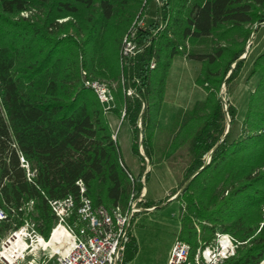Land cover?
Masks as SVG:
<instances>
[{
	"label": "trees",
	"instance_id": "1",
	"mask_svg": "<svg viewBox=\"0 0 264 264\" xmlns=\"http://www.w3.org/2000/svg\"><path fill=\"white\" fill-rule=\"evenodd\" d=\"M150 1L155 16L140 25ZM262 23L264 0H0V207L7 213L0 236L23 224V207L32 201L30 216L47 239L55 223L47 200L72 195L78 204L77 182L93 207L126 210L141 194L142 173L132 175L122 160L107 113L127 122L130 152L141 165L162 160L155 141L173 60L186 43L206 42L209 50L188 52L200 62L195 84L204 99L163 150L186 166L175 197L183 207L177 238L193 253L217 230L228 233L240 242L230 264H260L264 52L251 62L248 78L255 82L241 119L219 91H232L245 63L240 57ZM126 36L136 49L127 64ZM86 79L108 84L113 109L105 111ZM136 249L129 232L120 264Z\"/></svg>",
	"mask_w": 264,
	"mask_h": 264
},
{
	"label": "rangeland",
	"instance_id": "2",
	"mask_svg": "<svg viewBox=\"0 0 264 264\" xmlns=\"http://www.w3.org/2000/svg\"><path fill=\"white\" fill-rule=\"evenodd\" d=\"M147 19L153 18L155 4L150 1L146 5ZM210 43L201 42L194 45L186 43L183 55L174 58L164 97V105L159 121V129L155 144L162 150V160L149 163L147 159L141 165L137 158L128 154V141L123 136L122 126L115 127L113 135L118 141L119 152L132 175L142 173V190L140 196L134 200L138 209L130 221V233L134 235L137 244L135 255L125 264H166L171 246L177 238L180 228L179 218L183 207L175 198L171 200L183 183L185 162L172 157H164L163 150L173 137L175 127L191 114L196 102L204 99V92L195 84L200 73V62L188 57V52H204L209 50ZM264 52V23L252 35L246 45L244 53L245 63L237 79L232 85V91L227 94L224 87L219 91L224 102H231L238 110L241 119L246 106V98L252 90L255 78H248L253 58ZM115 87V83L111 84ZM113 109V108H112ZM122 117L118 120L121 121ZM121 122H119L120 124ZM128 137V136H127ZM131 140V132H129ZM140 154L142 150L139 146ZM131 153V152H130ZM208 157L206 158L207 161ZM145 173L147 176L144 177ZM174 192H176L174 194ZM161 202L151 210L144 208L138 202ZM167 201H169L167 203ZM141 202V203H142ZM29 215V214H28ZM33 220V217H28ZM49 237V236H48ZM264 259L262 260V262ZM261 262V263H262ZM56 264L50 248L38 250L29 254L20 264ZM260 263V264H261Z\"/></svg>",
	"mask_w": 264,
	"mask_h": 264
},
{
	"label": "built area",
	"instance_id": "3",
	"mask_svg": "<svg viewBox=\"0 0 264 264\" xmlns=\"http://www.w3.org/2000/svg\"><path fill=\"white\" fill-rule=\"evenodd\" d=\"M145 20L147 18L143 16L139 24L142 25ZM135 53L134 45L126 36L121 50L124 63L127 64ZM83 85L94 92L106 112L113 108V95L106 82L86 79ZM127 94L132 95L133 91L128 88ZM112 138L115 140L113 134ZM19 163L25 170L27 180H30L32 172L22 155H19ZM77 185L80 194L78 204L75 203L72 195L47 200L55 217L54 226L47 239L37 232L34 221L28 218L33 210V202L29 201L25 204L23 209L26 218L23 224L0 236V264H20L29 254L46 248L51 249L56 264L121 263L130 232V221L138 210L137 200L132 198L126 210H122L119 206L109 209L103 206L93 207L91 201L84 195L85 188L82 183L77 182ZM6 218V211L0 207V223ZM58 229H62L65 235L57 240L53 249L47 246V243ZM258 232H264V202L256 229V233ZM239 244L240 242L232 235L217 230L208 243H200L191 253L190 246L186 242L175 238L166 264H230L229 261L235 256Z\"/></svg>",
	"mask_w": 264,
	"mask_h": 264
},
{
	"label": "crops",
	"instance_id": "4",
	"mask_svg": "<svg viewBox=\"0 0 264 264\" xmlns=\"http://www.w3.org/2000/svg\"><path fill=\"white\" fill-rule=\"evenodd\" d=\"M120 117L116 116L113 112H109L107 113V119L110 125V128L112 130V133L114 132L115 127H117L118 125L122 126V132H123V136L125 137V139L128 141V154L131 155L130 153V138H129V132H130V128L127 124L126 121H124L123 119H121V121H119ZM119 122H121L119 124ZM128 136V137H127ZM118 143V141H117ZM125 163V162H124ZM126 164V163H125ZM127 166V165H126ZM128 168V167H127ZM129 169V168H128Z\"/></svg>",
	"mask_w": 264,
	"mask_h": 264
},
{
	"label": "bare ground",
	"instance_id": "5",
	"mask_svg": "<svg viewBox=\"0 0 264 264\" xmlns=\"http://www.w3.org/2000/svg\"><path fill=\"white\" fill-rule=\"evenodd\" d=\"M65 234H64V231L62 229H58L56 230L53 234H52V237L49 239L48 243H47V246H51L53 249L55 248V244L57 242V240H59L60 237H63ZM261 264H264V261L261 263Z\"/></svg>",
	"mask_w": 264,
	"mask_h": 264
},
{
	"label": "water",
	"instance_id": "6",
	"mask_svg": "<svg viewBox=\"0 0 264 264\" xmlns=\"http://www.w3.org/2000/svg\"><path fill=\"white\" fill-rule=\"evenodd\" d=\"M262 24H263V23H262ZM262 24H261V25H262ZM256 28H257V26H255V27L253 28L252 34L255 33ZM242 58H244V55H242V56L240 57V59H242ZM206 162H207V161H206ZM186 183H187V182H186ZM186 183H185V184H186ZM185 184H184V185H185ZM178 193H179V192H178ZM178 193H177V194H178ZM177 194H176L173 198H171V200H173V199L177 196ZM151 210H153V208H151Z\"/></svg>",
	"mask_w": 264,
	"mask_h": 264
}]
</instances>
